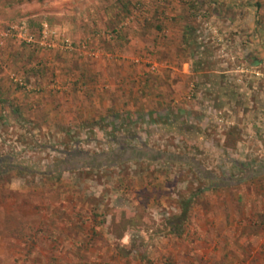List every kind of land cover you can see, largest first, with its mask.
I'll list each match as a JSON object with an SVG mask.
<instances>
[{
	"label": "rangeland",
	"instance_id": "obj_1",
	"mask_svg": "<svg viewBox=\"0 0 264 264\" xmlns=\"http://www.w3.org/2000/svg\"><path fill=\"white\" fill-rule=\"evenodd\" d=\"M19 22L56 39L0 49L25 83L0 94V264H264V0H0ZM140 144L163 161L84 157Z\"/></svg>",
	"mask_w": 264,
	"mask_h": 264
},
{
	"label": "built area",
	"instance_id": "obj_2",
	"mask_svg": "<svg viewBox=\"0 0 264 264\" xmlns=\"http://www.w3.org/2000/svg\"><path fill=\"white\" fill-rule=\"evenodd\" d=\"M46 29H42L38 37L33 36L30 34L23 22H19L12 25H6L2 28H0V49L4 44V41L9 38H14L19 40L20 42H23L27 46H40V47H52L55 44V35H52V31H45ZM61 45V39L59 40ZM63 47L67 50H72L73 46L68 41V39H64L63 41ZM35 44V45H34ZM86 47V42H81L79 45L76 46V50L82 51ZM88 54L90 56H95V51L91 48L87 49ZM10 80L17 86H25V83L18 78L14 73L9 74Z\"/></svg>",
	"mask_w": 264,
	"mask_h": 264
},
{
	"label": "trees",
	"instance_id": "obj_3",
	"mask_svg": "<svg viewBox=\"0 0 264 264\" xmlns=\"http://www.w3.org/2000/svg\"><path fill=\"white\" fill-rule=\"evenodd\" d=\"M114 154H115V157H117L119 159V161H121V159L124 158V157H128V158H131V157L132 158H135V157L136 158H141V157L151 158L152 157V158H157L160 161H163L162 160L163 158H161V157H164L165 156V154L163 155V153H160V152H158L156 150H153V149H151L150 147H147L144 144H140L138 147H134V146H125V147H123L122 146L121 149H120V146H119L118 149H116L115 151H112V153H110V154L109 153H106V152H103V153L96 154V155H93V156H90V155L89 156H85L84 155V157H86V159H90L91 161L94 160V159L95 160L96 159L97 160L99 159L100 160L99 163L101 162V164H105V161H104L105 157L107 155H109V156L111 155L112 156ZM116 154H117V156H116ZM66 155H72V154H69L68 153ZM81 156L83 157V155H81ZM166 157L168 158V157H173V156L170 153H168V154H166ZM174 158L176 159L177 157H174ZM254 169H256V172L257 173L258 172L261 173V172L264 171V168L260 169L257 166H253L248 171H254ZM247 173H249L250 175H252L251 172H247ZM255 174L256 173L254 172L253 175H255ZM208 177L210 179H213V177L210 176V175H208ZM235 182H237V181H235ZM230 183H233V182H230Z\"/></svg>",
	"mask_w": 264,
	"mask_h": 264
},
{
	"label": "crops",
	"instance_id": "obj_4",
	"mask_svg": "<svg viewBox=\"0 0 264 264\" xmlns=\"http://www.w3.org/2000/svg\"><path fill=\"white\" fill-rule=\"evenodd\" d=\"M12 47H9V49H7L6 51H9L8 53L5 51V56L7 57V62H9L10 58H11V54L10 52H12L10 49ZM13 48H15L13 46ZM257 59H254L253 62L254 64L257 63L258 61H256ZM8 74L6 71L5 72H0V94L4 93V91L10 92V90L12 89L11 85H9L5 82V79H9L8 78ZM19 77L21 76V74H18V72L16 73ZM16 75V76H17ZM10 81V80H9ZM4 84V85H3ZM7 84V85H6Z\"/></svg>",
	"mask_w": 264,
	"mask_h": 264
},
{
	"label": "flooded vegetation",
	"instance_id": "obj_5",
	"mask_svg": "<svg viewBox=\"0 0 264 264\" xmlns=\"http://www.w3.org/2000/svg\"><path fill=\"white\" fill-rule=\"evenodd\" d=\"M121 147H122V146H120V149H121ZM106 153H109V154H110V153H112V152H111V151H109V152H106ZM114 155H115V154H114ZM116 156H117V154H116ZM258 173H259V172H258ZM258 173H256L255 175H258ZM261 173H263V174H264V171H263V172H261ZM252 176H253V174H252Z\"/></svg>",
	"mask_w": 264,
	"mask_h": 264
}]
</instances>
